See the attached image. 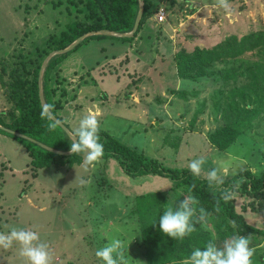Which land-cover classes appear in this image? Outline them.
<instances>
[{"label": "rangeland", "instance_id": "374dc122", "mask_svg": "<svg viewBox=\"0 0 264 264\" xmlns=\"http://www.w3.org/2000/svg\"><path fill=\"white\" fill-rule=\"evenodd\" d=\"M193 1L162 0L164 4L159 1L157 6L167 12L165 20L158 22L154 16L147 19L140 33L154 37L155 44L152 41L146 48L150 54H138L144 60L138 61L135 68L129 69L135 58L128 63L125 54L136 52L138 36L125 43L90 40L86 48L70 54L53 72L55 82L51 87L67 93L58 114L72 133L78 127L82 112L89 114L98 110L100 129L123 138L132 145L130 148L159 159L166 166L187 168L188 162L203 157L206 163L199 176L202 179H206L204 173L213 168L224 176V182L244 170L260 177L264 172V46L252 47L249 42H241L248 34L263 35L264 0H234L227 11L212 6L193 8ZM69 2L0 0V69L6 64V76L1 78L4 83L0 81V112L13 110L5 93L10 71L18 68L22 77L31 78L32 74L24 75L27 72L22 70V63L24 61L32 70L35 56L26 57L36 48L47 47L50 37L59 36L67 24L87 21L84 13L69 12ZM194 12L197 17L192 15ZM160 35L168 37V43L172 49L177 48V53L193 51L202 45L205 49L223 44L225 48L245 49L214 63L207 77L198 80L189 93L171 102L168 86L175 87L173 79L177 83L176 66H172V57L164 60L168 58L165 52L170 49L162 42L164 38L158 40ZM216 39L219 40L212 43ZM262 40L264 42V36ZM138 64L141 67L145 64L144 72L151 82L158 81L157 89L150 95L146 83L137 85L143 78L134 74ZM2 73L0 70V76ZM168 74L172 82L169 84L160 77L166 76L168 80ZM121 76L132 79L139 90L134 91L130 86L119 93L112 90V94L108 88L110 80ZM225 76L228 80H224ZM185 90L188 88L182 87V91ZM104 93L108 94L106 101L101 100ZM59 97L60 91L55 98ZM115 97H120V102L125 104L119 110L122 113L134 108L127 118L110 110ZM60 98L63 101V97ZM136 115L137 122L133 118ZM237 116L239 122L244 123L241 127L244 134L232 147L219 151L209 142V135L224 124L236 121ZM117 117L122 119L117 120ZM29 163L28 153L21 144L0 135V232H8L11 226L38 232L40 240L49 246L53 264H102L95 252L112 239L123 241L127 264H148L141 243L144 221L135 213L137 197L158 191L170 193L171 196L154 207L159 220L166 206H178L189 194L182 189L173 190V182L165 177L131 178L112 158H101L87 171L82 163L72 168L64 165L39 170L31 168ZM81 180L87 182L82 184ZM233 202L236 213L263 232L246 237L251 236L249 246L255 249L252 264H264V198L235 193ZM207 219L195 226L208 231L212 241L221 247L224 240L231 237L223 238L229 231L218 226L216 216L209 215ZM227 222L232 226L231 221ZM171 260L167 264H180L184 259L174 256ZM0 264H22L15 245L8 250L0 249Z\"/></svg>", "mask_w": 264, "mask_h": 264}, {"label": "trees", "instance_id": "16d2710c", "mask_svg": "<svg viewBox=\"0 0 264 264\" xmlns=\"http://www.w3.org/2000/svg\"><path fill=\"white\" fill-rule=\"evenodd\" d=\"M70 1L69 12L75 10L79 13H84L87 21H75L67 24L66 30L62 31L59 36L50 37L47 47L36 48L34 52L30 53L26 59H31L30 56H35L33 60L35 66L32 70L22 60V70L27 72L24 75L29 74L30 76L32 74L31 78L22 77V72L18 68L10 71L8 74L10 81L6 85L5 93L8 101L13 105V110L0 112V126L21 136H15L2 128H0V135L7 136L21 144L28 153L31 168L35 170L64 165L72 168L75 165H81L83 162V154L60 155L46 150L35 143H42L60 152H69L71 143L70 136L47 113L45 117L42 118L41 116L43 108L39 97L38 77L44 60L51 52L67 48L78 38L90 32L110 31L119 34L130 33L134 28L140 5L139 0ZM79 3L83 4V7L78 8ZM158 9V6L152 7L149 1L143 0V14L137 30L132 37H116L101 34L89 36L68 53L56 55L49 60L43 75V94L47 105L53 106L50 111L54 116L62 121V118L58 114L63 108L60 97L67 96L64 89L51 87V84L55 82V78L53 77L54 70L70 54L81 48H86L89 45L87 42L90 40L107 41L109 39L117 43L132 41L142 31L147 19L153 16ZM140 34L141 37L146 35ZM257 34H248L249 36H245V39L241 43L249 42L253 45L252 47L264 46L262 40L264 33L263 35L260 33L256 37ZM229 48H225V44H223V46H216L211 49L197 47L192 52L181 50L174 57L177 77L192 81L207 77L214 63L223 61L224 58L234 57L245 49V47ZM1 66L0 70L3 72V76H0V81L4 83L1 78H5L6 76V64H2ZM224 80H228V78L225 76ZM59 91L60 97L56 99L55 97ZM231 111H233V108L230 109ZM236 118V121L224 124L223 127L216 129L209 135V142L219 151H225L232 147L238 138L244 134L243 130H241L244 123L239 122L238 116ZM51 125H55V128L49 130ZM64 125L69 129L67 124L64 123ZM99 136L100 142L104 146L102 159L112 158L116 160L127 176L131 178L152 175L165 177L173 182V186L175 187L173 190L182 189L187 192L189 187L194 185L195 187L191 194L199 199L200 206L206 208L210 215L218 218V224L220 223L218 226L224 227L225 230L229 231L223 238L233 235L246 237L251 234H263V232L246 223L242 215L236 213L233 200L225 203L221 199V194L225 189H228L233 193L243 194L254 199L258 197L264 198V172L260 177H255L251 171L244 170L225 181L223 185H213L210 187L206 179L193 176L187 168L166 166L159 159L137 152L135 149L122 143L120 139L111 136L102 129H100ZM166 192L145 193L136 199L137 207L135 213H138L141 222L144 221V225L141 226V243L148 264H167L172 261L171 257L174 256H177L179 260L186 259L194 249H202L209 241H212L208 231L195 225L196 231L182 240L172 239L160 232L159 220L156 218L154 207L159 202L164 201L166 197L171 196L168 191ZM217 208L219 209L218 211L216 210ZM227 220L234 221L236 226H230Z\"/></svg>", "mask_w": 264, "mask_h": 264}, {"label": "clouds", "instance_id": "9594fccd", "mask_svg": "<svg viewBox=\"0 0 264 264\" xmlns=\"http://www.w3.org/2000/svg\"><path fill=\"white\" fill-rule=\"evenodd\" d=\"M212 6L225 11L230 8L229 0H214ZM161 8L167 13L165 8ZM156 13L153 15L155 20ZM52 107V105L45 106L41 112L42 118ZM98 116V110L89 112L88 115L79 120L78 127L71 134L69 151L71 154L84 155L81 166L85 171L89 167H94L104 154V146L100 142L99 136ZM54 128L55 125H51L49 130ZM205 163V158L200 157L188 162L187 168L193 176L199 177L203 172ZM204 176L210 187L224 184V176L215 168L205 172ZM80 182L83 184L87 181L81 180ZM194 187V185L189 187V194L178 206L165 207L158 221L162 234L172 239L182 240L196 231L194 226L196 223L206 221L210 213L206 208L200 206L199 199L191 194ZM221 199L227 203L235 199V193L225 189L221 194ZM193 217H196L195 222H193ZM231 223L233 227L236 226L234 221ZM250 240L251 236L233 235L225 239L221 247H218L215 242L209 241L202 249H194L190 256L181 261L180 264H252L255 249L249 246ZM14 245L22 264H53L48 244L40 240L36 231L11 226L8 232H0V249L8 250ZM95 256L102 264H127L125 245L120 239H112L103 247L98 248Z\"/></svg>", "mask_w": 264, "mask_h": 264}, {"label": "crops", "instance_id": "0c3cea01", "mask_svg": "<svg viewBox=\"0 0 264 264\" xmlns=\"http://www.w3.org/2000/svg\"><path fill=\"white\" fill-rule=\"evenodd\" d=\"M159 1H160V4H164V3H167L166 1H164V3L163 2H161L162 0H157V1H155V0H149V2H151V4H152V6H157V4H159ZM181 0H177V2H180ZM234 0H231V1H229V4L231 5L232 4V2H233ZM191 6L193 7V8H195V6H196V8H199V9H202L201 7H209V6H212L213 4H214V0H194L193 2H191ZM194 5V6H193ZM159 6V5H158ZM190 7V6H189ZM213 7V6H212ZM200 14H202V13H200ZM192 15H195V17H197L198 16V14H196V12H194ZM188 17H194V16H188ZM153 21H154V19H153ZM148 22V21H147ZM162 24V23H161ZM161 24H159V25H161ZM187 25H190V23H187ZM198 28L196 27V29H195V31L196 32H198V30H197ZM168 31V30H167ZM144 35V34H143ZM168 35H170L169 33L167 34V36ZM198 35V34H197ZM138 37H137V39H136V44H137V49H138V52H137V49H136V52H134V51H132V52H130V53H128V52H126V54H125V56L129 59L127 62L128 63H132V61H133V57L135 58L134 60V62L130 65V67H129V69H132V68H135V64L136 63H138V61H143L144 60V57H141V56H138V54L139 53H144V55L145 54H150V52H146V48H148L150 45H151V43H152V41L154 42V44H155V40H153L154 39V37H150L148 34H146L145 36H143V37H141V34L140 35H137ZM166 35L164 36V37H162L161 35L158 37V40L160 41V38H164L163 40H162V42H164L165 44H167L168 46L167 47H169V49H170V51H166L165 52V54H167L168 55V58L167 57H165L164 58V60H167V59H169V58H171L172 57V59H174V57H175V55L177 54V51H176V49H172V46L168 43V41H167V39H168V37H167ZM167 38V39H166ZM170 38H172L171 36H170ZM198 39H199V37H198ZM212 40H214V39H211V41ZM219 39H216L214 42H212V43H215L216 41H218ZM161 42V43H162ZM110 44V43H109ZM112 45V44H111ZM114 45H117V43H115ZM202 46H204V45H202ZM202 46H198V48H202ZM174 47V46H173ZM110 48H113V46H111ZM142 48V49H141ZM175 48V47H174ZM195 48H197V47H195ZM194 48V49H195ZM212 48H213V46H212ZM83 49V48H82ZM185 49V48H184ZM174 50V51H173ZM130 51V50H129ZM186 51V50H185ZM186 52H192V51H186ZM132 58V59H131ZM171 60V59H170ZM140 63V62H139ZM139 66H136L137 67V71H136V73H134V74H139V75H142L143 76V78H142V80L140 81V82H138L137 83V85H145V83L147 84V86L149 87V95H150V93L152 92V90H156L157 89V86H156V84H157V82L158 81H153V82H151V78H148V77H146V73L144 72L146 69H145V64L141 67L140 66V64H138ZM174 65V62H173V64H172V66ZM128 69V70H129ZM131 72H133V71H131ZM175 72H176V69H175ZM129 77L130 78H132L131 77V75H129ZM163 80H165L166 81V83L167 84H169V82H171V81H169V78H170V74H168V80H166L165 78H166V76H160ZM174 78V77H173ZM172 78V79H173ZM201 79H203V78H201ZM201 79H199V80H201ZM175 80H176V82L177 83H175L174 82V79H173V83L175 84V87L174 88H172V87H170V86H168L169 88H168V93H169V95H171V102H174V101H176V99H178V97L179 96H183V95H185L184 93H189L190 92V89H193V87H194V84H198L197 83V81L198 80H196V81H192V80H184V79H179L177 76H176V78H175ZM186 81H188V82H186ZM172 83V82H171ZM98 84V83H97ZM97 84H95V85H97ZM162 84V83H161ZM130 86H131V89H133L134 91H138L137 89H136V87H135V85L133 84V82H132V79H131V81H129V79H126L125 77H123V76H121V77H118L117 79L115 78V79H113L112 81L110 80V84H109V90H111V93L113 94L115 91L116 92H121V91H123L125 88L124 87H126V88H130ZM182 87H184L185 89L186 88H188V90H185V91H182ZM111 88V89H110ZM112 90H114V92L112 91ZM174 93V94H173ZM107 93H104V98H102L101 99V96L99 97L101 100H105V98H107ZM68 96H70V94L68 93ZM133 97V98H135V96L133 95V94H130V97ZM128 97V96H127ZM168 97V96H167ZM166 97V98H167ZM184 98V97H183ZM108 99V98H107ZM106 99V100H107ZM114 99V98H113ZM115 103H114V106L112 105V107H110V110H111V108H112V111H115V113H118V114H120L122 117H124V118H127V116H128V114H130L133 110H134V108L133 109H128L127 108V110H125V112H121V111H119L120 109H121V107L122 106H124L125 104H122L121 102H120V97H115ZM65 100H66V97H63V101H62V105H63V103L65 102ZM105 100V101H106ZM133 100H135V99H133ZM120 102V103H119ZM170 102V103H171ZM170 103H168V104H170ZM118 104H120L119 106L120 107H118ZM138 104V103H137ZM169 106V105H168ZM168 106H166V108H168ZM123 108V107H122ZM136 110V109H135ZM76 112H78L79 114H80V112L81 111H76ZM112 114V113H111ZM84 115H88V112H82V114L81 115H79V117H80V119L81 118H83L82 116H84ZM118 118H120V119H122L121 117H117L116 119L118 120ZM133 118H135L136 119V122L137 121H139V117L136 115L135 117H133ZM115 119V120H116ZM123 123H125V122H123ZM125 134H126V132H125ZM114 137H116V136H114ZM6 138V137H5ZM131 138H132V136H131ZM118 139H120L121 140V142L122 143H124L125 145H127V146H132V145H130L129 143H127L123 138H119L118 137ZM138 152V151H137ZM140 153V152H139ZM144 154V153H143ZM145 155V154H144ZM154 158V157H153Z\"/></svg>", "mask_w": 264, "mask_h": 264}, {"label": "water", "instance_id": "95a60500", "mask_svg": "<svg viewBox=\"0 0 264 264\" xmlns=\"http://www.w3.org/2000/svg\"><path fill=\"white\" fill-rule=\"evenodd\" d=\"M140 1V0H139ZM142 14H143V4H140L139 5V11H138V14H137V17H136V21H135V25H134V28L133 30L130 32V33H126V34H119V33H115V32H110V31H98V32H90V33H87L83 36H81L80 38H78L76 41H74L71 45H69L67 48L65 49H62V50H58V51H53L51 52L47 58L44 60L43 64H42V67L40 69V72H39V77H38V88H39V97H40V102H41V105H42V108L44 109L45 106H47V103L45 101V98H44V94H43V75H44V72H45V69H46V66L49 62V60L56 56V55H60V54H66L68 53L69 51H71L73 48L76 47V45L78 43H80L81 41H83L85 38L89 37V36H93V35H97V34H101V35H110V36H116V37H132L134 35V33L136 32L137 30V27H138V24L140 22V19L142 17ZM47 115L57 124L59 125L71 138V132L70 130L64 125V123L62 121H60L56 116H54L52 114L51 111H48L47 112ZM0 128H2L0 126ZM3 130H5L6 132H9L15 136H21L20 134L16 133V132H13L11 130H8V129H5V128H2ZM36 144L40 145L41 147L45 148L46 150H49L53 153H57V154H60V155H70V151L69 152H60V151H57L55 149H52L42 143H39V142H35Z\"/></svg>", "mask_w": 264, "mask_h": 264}, {"label": "built area", "instance_id": "2783aa9c", "mask_svg": "<svg viewBox=\"0 0 264 264\" xmlns=\"http://www.w3.org/2000/svg\"><path fill=\"white\" fill-rule=\"evenodd\" d=\"M156 18L158 22H163L165 20V12L164 9L160 8L159 11L156 13Z\"/></svg>", "mask_w": 264, "mask_h": 264}]
</instances>
